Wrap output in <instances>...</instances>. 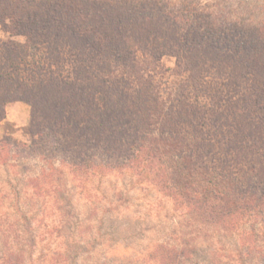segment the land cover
Masks as SVG:
<instances>
[{"label": "trees", "instance_id": "16d2710c", "mask_svg": "<svg viewBox=\"0 0 264 264\" xmlns=\"http://www.w3.org/2000/svg\"><path fill=\"white\" fill-rule=\"evenodd\" d=\"M187 1L0 0V27L9 37L0 38V125L6 105L20 102L32 109L26 129L32 144L0 139V165L36 159L43 164L46 182L62 178L66 167L73 175L86 169L104 173L140 160L143 169L162 174L161 186L173 198H186L196 208V218L232 228L236 212L242 218L244 211L258 210L251 201L263 205L264 190L245 195L232 188H203L205 177L197 165L205 156L199 153L209 154L202 149L207 137H219L220 131L211 130L214 123L212 115L207 119L206 107L179 95L164 100L149 67L171 53L177 66L200 76L210 67L202 57L211 58L212 51L230 61L217 64L233 68L234 63L244 68L248 80L264 82V21L241 24L232 20V13H199ZM256 98L249 100L254 107L259 105ZM187 105L192 111H184ZM253 129L252 138L264 141V127ZM254 175L250 179H257ZM38 187L36 195L47 193ZM28 216L21 213L25 222L32 220ZM173 251L160 244L151 263L174 264L179 256Z\"/></svg>", "mask_w": 264, "mask_h": 264}, {"label": "rangeland", "instance_id": "374dc122", "mask_svg": "<svg viewBox=\"0 0 264 264\" xmlns=\"http://www.w3.org/2000/svg\"><path fill=\"white\" fill-rule=\"evenodd\" d=\"M187 2L199 13H232V20L249 26L264 21V0ZM0 38H9L1 27ZM15 40L25 42L22 37ZM210 55L202 57L210 61V67L200 76L177 66L171 53L149 67V75L164 100L179 95L184 102L206 107L207 119L212 115L214 123L211 130L215 127L220 131L219 137H207L209 143L202 149L209 154L199 153L205 156L202 165H197L198 173L205 177L203 188H232L245 195H260L264 190V141L254 140L251 133L254 127H264V82H252L244 68L234 63L229 68V60L221 61L212 51ZM252 95L257 97V107L249 102ZM190 107L185 106L184 111H192ZM31 114L25 103L6 105L0 139L11 137L32 144L26 130ZM209 123L202 127L206 129ZM125 163L122 169L104 173L86 169L73 175L66 167L62 178L55 176L54 181L46 182L41 175L43 164L36 159L24 160L18 166L0 165V264H152L160 244L177 251L179 258L174 264H264L263 202L252 200L258 210L244 211L242 218L239 211L232 215V228L211 224L196 218V208L186 198L176 200L172 192L162 188V174L143 169L140 160ZM182 173L191 177L190 170ZM254 174L257 179H250ZM214 175L218 180H213ZM241 181L243 187L233 188ZM38 186L47 193L36 195ZM21 213H29L30 225Z\"/></svg>", "mask_w": 264, "mask_h": 264}]
</instances>
